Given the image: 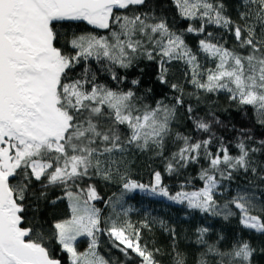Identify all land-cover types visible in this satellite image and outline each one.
Returning a JSON list of instances; mask_svg holds the SVG:
<instances>
[{
  "label": "snow or ice",
  "instance_id": "obj_1",
  "mask_svg": "<svg viewBox=\"0 0 264 264\" xmlns=\"http://www.w3.org/2000/svg\"><path fill=\"white\" fill-rule=\"evenodd\" d=\"M145 3L146 0H0V264H61L44 246L43 233L23 226L26 193L33 180L47 187L77 184L96 176L104 180L119 176L128 191L140 189L179 203L186 200L188 208L223 215L224 219L235 214L229 207L233 205L244 227L264 234V218L252 214H264V190L257 191L260 186L255 180L238 190L223 210L218 209L215 199L224 182L233 179L234 172H250L264 183V161L252 159L264 149V140L260 141L261 148L248 147L242 140L237 145L239 155L232 156L223 145L218 152H211V135L192 143L177 133L184 146L173 153L167 171L177 172L201 159L208 167L200 169L199 179L205 185L199 191L170 195L160 172H155L154 183L147 185L129 179L124 157L130 149H155L162 155L176 118V106L184 103L181 96L176 97V105L157 103L153 108L141 104L131 90L114 91L95 84L94 78L76 80L69 76L81 60L91 56L98 60L107 57L113 64L127 68L140 56L151 60L159 55V79L166 83L165 58L182 60L191 66L192 84L206 92L227 90L232 101L252 106L257 122L264 125V0H240V22L226 14L224 0H175L183 17L200 20L199 28L190 26L186 31L205 34L206 38L198 42L199 49L216 62L214 69L205 70L203 83L198 80L197 54L185 43L183 33L172 31L165 19L149 23L156 18L147 13L114 14V9ZM66 20L109 29L111 36L73 34L66 43L75 54H65L57 47L62 35L56 28ZM113 24L118 25V31L111 30ZM209 25L231 33L238 48H227L220 43L222 37L206 33ZM112 75L118 79L114 72ZM172 87L181 91L176 84ZM187 111L192 112L191 105ZM122 125L128 128L126 136L120 132ZM196 127L211 131V125L203 120H197ZM67 195L73 199L72 217L56 222L53 236L69 254L71 264H109L96 251L99 236L104 233L111 245L128 258L126 264H133V256L139 258L140 264H159V249L149 250L141 243V227L147 228L148 224L137 227L122 221L116 212L119 199L113 202L109 198L113 215L105 218L87 200L81 205L71 191ZM87 195L89 200L101 199L93 185H89ZM207 232V228L200 230L199 243H205L202 237ZM84 236L90 238L89 248L80 252L76 242ZM257 251L247 241L226 251L209 245L198 264H210L206 259L209 255L215 264H252ZM175 264H186L178 252Z\"/></svg>",
  "mask_w": 264,
  "mask_h": 264
},
{
  "label": "trees",
  "instance_id": "obj_2",
  "mask_svg": "<svg viewBox=\"0 0 264 264\" xmlns=\"http://www.w3.org/2000/svg\"><path fill=\"white\" fill-rule=\"evenodd\" d=\"M226 14L233 20L240 22L238 11L240 0H224ZM147 13L155 20L163 18L167 21L172 31L183 33V39L188 47L197 54L200 65L198 71L199 82H206V69H214L216 62L199 49L200 37L186 29L191 25L200 27L198 20H190L182 17L177 6L172 0H146L145 5L130 6L122 12H115L116 15L131 16L133 14ZM56 30L61 33L62 40L57 47H61L65 54L74 55V51L66 40L71 39L73 34L80 35L90 33L96 37H110L111 31L97 32L83 23L64 22L58 23ZM112 31H118V25H112ZM220 33L218 27H206L205 32ZM227 48H238L237 45H230ZM164 67L167 68L165 75L166 83L162 82L160 56L149 60L146 56L135 59L130 67L122 68L113 64L107 57L99 60L95 56L81 60L76 67L69 72L72 79H82L87 76L94 78V83L106 86L114 91L134 92L143 105L156 107L157 103L166 106L176 105V97L181 96L183 105L176 106V118L171 124V133L166 138L162 155H158L155 149L140 151L130 149L124 157L128 161L127 177L142 184L154 183V173L160 172L162 183L167 187L170 195L178 192L198 191L204 187L205 182L199 179L201 167H208L205 160L201 159L198 164L190 163L187 167L177 172L169 173L167 165L172 162L173 153L183 147V142L177 139V133L190 138L192 143L203 141L213 137L212 143L208 146L213 153L219 151L221 145L228 149L232 156L239 155L237 145L243 140L246 146L261 148L260 141L264 140V125L257 122V115L252 106L239 105L229 98L227 90L206 92L191 83V66L186 65L182 60H170L165 58ZM113 72L118 79H113ZM138 81V83H133ZM179 86L181 91L173 88ZM85 88H89L85 85ZM90 90V89H89ZM191 105L192 112L187 111ZM203 120L211 125L210 132H203L196 127V121ZM122 136L128 134L126 125L120 126ZM222 154V153H221ZM253 160L264 161V149L255 153ZM255 180L260 186L257 191L264 190V183L256 179L252 173L243 171L234 172L233 179L224 182V187L217 193L215 199L218 208L224 209L225 204L236 195L238 190L248 186V182ZM16 184V180H11ZM47 184V181L44 182ZM89 185L95 186L96 192L101 199H94L91 204L100 209L102 217L113 215V207L109 204L112 201L120 200L116 206L119 218L128 221L132 225L140 227L147 223L148 227H141V243L146 244L149 250L159 249L156 259L159 264H175V254L183 255L186 264H198L201 253L207 251L209 245H215L222 251L230 249L241 241L249 242L258 251L253 257L252 264H264V234L244 227L241 223V214L233 206L229 205L234 215L224 219L223 215H213L190 209L183 204L169 203L165 200L144 196L138 193L126 195L122 187V180L119 176H113L111 180H104L100 176L92 179L85 178L77 184L63 186L60 184L44 187L35 180L26 193V207L24 227H34L43 233V244L48 248L50 255L61 260V264H71L69 254L62 250V246L53 236V225L56 222L71 218V209L68 202L67 192L82 200H88L87 190ZM41 193L44 195L41 196ZM126 197V198H125ZM121 206L122 209L121 210ZM253 215L264 214L253 212ZM162 222V223H161ZM207 228L208 232L203 234L205 243L198 242L200 230ZM33 239H37L33 235ZM84 243V239L80 240ZM40 242V241H38ZM84 246L85 243H84ZM97 252L99 256L109 261V264H126L125 257L119 250L114 248L104 233L99 236ZM210 264H215L214 258L206 257ZM133 264H140L139 258L132 257Z\"/></svg>",
  "mask_w": 264,
  "mask_h": 264
},
{
  "label": "rangeland",
  "instance_id": "obj_3",
  "mask_svg": "<svg viewBox=\"0 0 264 264\" xmlns=\"http://www.w3.org/2000/svg\"><path fill=\"white\" fill-rule=\"evenodd\" d=\"M172 1L175 3V0H172ZM175 5L177 6L178 11H179V13H180V8H179V6H178L176 3H175ZM180 14H181V13H180ZM182 17H183V16H182ZM184 18H186V17H184ZM187 19H190V20H198V19H191V18H187ZM198 21L200 22V20H198ZM200 23H201V22H200ZM191 27L196 28L194 25H191ZM207 27H216V26L209 25V26H207ZM209 32H211V31H209ZM191 33L198 35V36L200 37V40L206 38L205 34H198V33H195V32H191ZM211 33H213V36H214V37H222V39L220 40V43H222L225 47L230 46V45H237V43H236V41H235L233 35H232L231 33L227 32V31H225V30L222 29V28H220V33H216V32H211ZM109 38H110V37H109ZM213 42H215V40H214ZM237 46H238V45H237ZM198 191H199V190H198ZM124 192H125L126 195H130V194L132 195V194H134V193H138V194H141V195H144V196H150V197H154V198L162 199V200H165V201H167V202H169V203L183 204V205H186V206H187V201H186V200L184 201V203H179V202H177V201L169 200L167 197H162V196H158V195H152V194H150L149 192H145V191H142V190H140V189H135V190H131V191L125 190ZM181 192L191 194V193L196 192V191H192V192L181 191ZM75 197H78V196L73 195V198H75ZM78 198H79V201H80L81 205H83V202H84L85 200H82L80 197H78ZM125 198H126V197H125ZM67 199H68V202H69V205H70V209H71V217H72V204H73V199H70L69 197H67ZM93 200H94V199H92V200H89V199H88V200H87V201H88V204L92 206L91 202H92ZM187 207H188V206H187ZM218 209H220V208H218ZM195 210H197V209H195ZM220 210H221V209H220ZM70 219H71V218H70ZM81 239H84V243H85L86 246H84V243H80V242H81V241H80ZM89 243H90V238H89V237H86V236H84V237H78V238H77V242H76V247H77L78 251H80V252H85V251H87L88 248H89ZM97 249H98V247H97ZM97 249H96V251H97Z\"/></svg>",
  "mask_w": 264,
  "mask_h": 264
},
{
  "label": "water",
  "instance_id": "obj_4",
  "mask_svg": "<svg viewBox=\"0 0 264 264\" xmlns=\"http://www.w3.org/2000/svg\"><path fill=\"white\" fill-rule=\"evenodd\" d=\"M124 10H126V9H120V10L114 9V14H115V12H122ZM64 22L83 23V24L87 25L89 28H91V29H93L94 31H97V32H105V31L108 30V29H104V28H99V27H97L95 25H90L86 21L66 20V21H61L59 23H64ZM10 182H11V180H10Z\"/></svg>",
  "mask_w": 264,
  "mask_h": 264
}]
</instances>
